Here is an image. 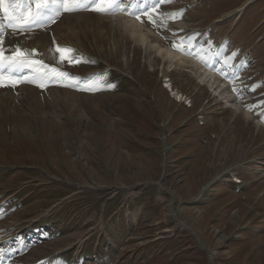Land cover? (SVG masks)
Listing matches in <instances>:
<instances>
[{"label":"rangeland","instance_id":"1","mask_svg":"<svg viewBox=\"0 0 264 264\" xmlns=\"http://www.w3.org/2000/svg\"><path fill=\"white\" fill-rule=\"evenodd\" d=\"M247 2L242 17L231 14ZM153 3L121 0L124 15L79 11L2 36L5 53L18 47L40 57L41 76L56 78L36 79L45 87L0 88V165L11 168L0 175V201L20 196L0 208V251L12 227L25 236L26 225L57 203L66 225L45 222L50 231L18 242L8 264L74 251L101 234L110 254L100 264H264V0H163L152 10ZM133 17L147 48L126 29ZM212 26L210 54L200 43ZM150 44L188 45L215 68L223 52L244 50L257 66L221 92L199 65ZM57 46L79 63L61 60Z\"/></svg>","mask_w":264,"mask_h":264},{"label":"snow or ice","instance_id":"2","mask_svg":"<svg viewBox=\"0 0 264 264\" xmlns=\"http://www.w3.org/2000/svg\"><path fill=\"white\" fill-rule=\"evenodd\" d=\"M120 2L121 0H0V9H2L9 27L14 30H23L34 24L53 21L62 11L74 12L78 10H87L93 4L95 5L93 10L101 13L109 10H121L119 8ZM162 2L163 0H154L152 10H154L156 4ZM149 19L151 20L152 17L149 16ZM56 51L61 53V60H68L70 63H79V61H74L71 56L73 52L72 49L67 47L60 48L57 46ZM32 54H35L34 49L32 50ZM32 65H40V68L37 69L38 73L41 68L45 67L42 61L28 59V54L18 47L12 53L6 54L3 48L2 34H0V67L21 70ZM50 70L54 74L58 73V70L54 67ZM58 75L60 77L68 76V74L64 72H59ZM42 78L55 79L56 77H48L47 73L35 77V79ZM40 86L45 87L44 84Z\"/></svg>","mask_w":264,"mask_h":264},{"label":"bare ground","instance_id":"3","mask_svg":"<svg viewBox=\"0 0 264 264\" xmlns=\"http://www.w3.org/2000/svg\"><path fill=\"white\" fill-rule=\"evenodd\" d=\"M125 21H126V29H127V31H129L131 37L134 40H136L137 42L141 43L142 45H145V47L147 48V46H146L147 36L141 29V27H142L141 22L135 18L127 19ZM150 46L151 47L156 46L160 54L165 53L166 57L167 58H173L174 59L173 61H177V62L182 63V64H187V63L191 62V65L194 67H197V65H199L200 70H201L205 79H207L209 82L215 81L216 82L215 88H217L221 92L223 90H225L224 88H225L226 84L219 80L218 76H216L218 74L216 71L209 69L208 67H206L202 63H199L197 60H194L193 58L189 57L188 55H186L180 51H175L171 48H164L162 46H158L157 44L156 45L150 44ZM225 92L227 93L228 91H225Z\"/></svg>","mask_w":264,"mask_h":264},{"label":"trees","instance_id":"4","mask_svg":"<svg viewBox=\"0 0 264 264\" xmlns=\"http://www.w3.org/2000/svg\"><path fill=\"white\" fill-rule=\"evenodd\" d=\"M100 249H101V251H103V248H102V247H101ZM153 260L155 261V259H153ZM148 261H149V260H148Z\"/></svg>","mask_w":264,"mask_h":264},{"label":"water","instance_id":"5","mask_svg":"<svg viewBox=\"0 0 264 264\" xmlns=\"http://www.w3.org/2000/svg\"><path fill=\"white\" fill-rule=\"evenodd\" d=\"M119 190H121V189H119Z\"/></svg>","mask_w":264,"mask_h":264}]
</instances>
